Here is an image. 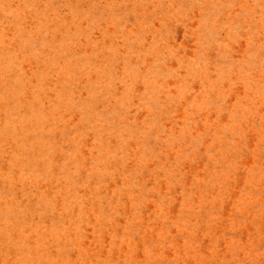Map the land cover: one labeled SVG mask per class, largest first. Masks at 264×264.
Returning <instances> with one entry per match:
<instances>
[{
  "label": "rangeland",
  "instance_id": "obj_1",
  "mask_svg": "<svg viewBox=\"0 0 264 264\" xmlns=\"http://www.w3.org/2000/svg\"><path fill=\"white\" fill-rule=\"evenodd\" d=\"M0 264H264V0H0Z\"/></svg>",
  "mask_w": 264,
  "mask_h": 264
}]
</instances>
